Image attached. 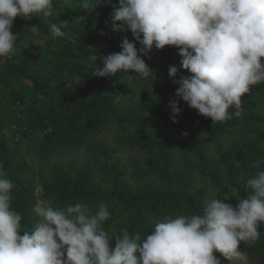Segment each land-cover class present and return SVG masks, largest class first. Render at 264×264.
<instances>
[{"label": "trees", "instance_id": "obj_1", "mask_svg": "<svg viewBox=\"0 0 264 264\" xmlns=\"http://www.w3.org/2000/svg\"><path fill=\"white\" fill-rule=\"evenodd\" d=\"M72 3L78 5V0ZM111 4L118 6V0ZM57 11L59 15L46 22L17 17L11 29L19 34L16 52L0 58V165L14 183L10 205L22 215L23 229L34 226L31 209L38 201L61 208L82 202L93 212L103 203L111 212L103 223L110 236L124 229L146 236L160 215L200 212L204 188L196 186L197 177L213 188V197L233 196V206L247 195L246 180L256 172L252 163L264 159V85L250 86L242 97L243 115L224 123L198 115L177 97L182 111L174 122L170 97L177 85L168 70L174 65L189 74L180 67L177 48L153 47L146 56L141 54L155 71L153 84L131 70L97 77L87 49L100 55L119 52L125 36L134 41L131 32L112 31V6L106 0L91 13L78 6L57 5ZM59 21L67 25L66 35L53 41L49 25ZM32 25H37L38 37H33ZM136 47H141L139 42ZM133 90L139 97L133 106L118 108L116 103ZM148 117L166 126L152 133ZM113 121L127 133L122 140L142 151V157L132 161L128 178L111 148L89 143ZM81 147L86 148L81 165L65 169L60 155ZM260 231L253 246L239 245L255 264H264V224ZM214 254L222 264H230Z\"/></svg>", "mask_w": 264, "mask_h": 264}, {"label": "clouds", "instance_id": "obj_2", "mask_svg": "<svg viewBox=\"0 0 264 264\" xmlns=\"http://www.w3.org/2000/svg\"><path fill=\"white\" fill-rule=\"evenodd\" d=\"M106 2L112 6V31H130L134 41L125 36L121 51L108 55L89 47L93 75L115 77L131 70L153 84L155 71L141 54L173 46L180 67L189 73L169 67L168 75L177 85L175 96L213 123L240 118L244 94L250 86L264 85V0H118V6ZM100 3L0 0V58L16 52L19 34L11 29L17 17L46 22L59 15L57 5L91 13ZM66 27L64 21L49 25L53 41L66 35ZM31 33L34 38L40 35L37 25L31 26ZM170 107L175 122L182 111L179 100H171ZM252 167L256 172L246 180L247 195L236 197L235 206L229 203L233 196L208 198L198 214L165 215L146 236L127 229L110 236L103 223L111 212L103 203L93 212L82 202L61 208L38 201L31 209L34 226L23 229L22 215L10 205L14 183L0 165V264H222L216 252L230 264H249L239 245L251 247L262 234L264 159L254 160Z\"/></svg>", "mask_w": 264, "mask_h": 264}, {"label": "rangeland", "instance_id": "obj_3", "mask_svg": "<svg viewBox=\"0 0 264 264\" xmlns=\"http://www.w3.org/2000/svg\"><path fill=\"white\" fill-rule=\"evenodd\" d=\"M138 98L139 97H138L137 92L135 90H133L132 92L129 93V95L125 99H122L118 103H116V106L118 108H121V109H127L129 107H132L133 104L138 100ZM176 98L177 97L175 96V94L171 95V97H170V99H172V100L176 99ZM148 118L150 120V129H151L152 133H156V132L160 131L163 127L166 126L165 123L159 119H155L153 117H148ZM200 134L204 135V133H200ZM126 136H127L126 131L122 130L121 128H118L116 126V123L113 121L103 131H101L96 136L92 137L90 139L89 143L91 145L92 144L93 145H106L107 147L111 148L113 151V156L120 158L123 168L127 170L126 176L128 178L130 175L132 161L136 158H141L142 157V151L135 146L131 147V146H129V144L125 143L122 140V138H124ZM226 137L227 136L222 137L223 138L222 140H224V138H226ZM209 144H210V146H215L214 145L215 143H213V140L210 141ZM224 145L225 144L222 143V146H224ZM227 145H230V143H228ZM210 149H211V147H210ZM211 151H212V149H211ZM85 156H86V148L81 147L78 149L63 152L60 155V158L58 159V161L60 162V164L63 165V167L65 169L70 170V167L72 165L80 166ZM215 158L217 159V156H215ZM38 186L39 185H37V187ZM196 186L197 187L202 186L204 188V197L202 198V201L204 199L212 198L214 196L215 192H214L213 188L206 182V180H204L200 177H197ZM37 190H39V187L37 188ZM40 202H43V201H40ZM98 206H97V208H98ZM176 215H180V214H175L173 216H176ZM162 217L163 216L160 215V216H158V219H160ZM253 260H255V259L249 258V264H255V262Z\"/></svg>", "mask_w": 264, "mask_h": 264}]
</instances>
